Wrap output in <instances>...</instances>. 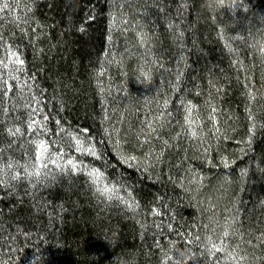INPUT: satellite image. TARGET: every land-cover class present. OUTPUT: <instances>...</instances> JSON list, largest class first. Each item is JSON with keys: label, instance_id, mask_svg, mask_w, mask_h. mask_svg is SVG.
I'll list each match as a JSON object with an SVG mask.
<instances>
[{"label": "trees", "instance_id": "trees-1", "mask_svg": "<svg viewBox=\"0 0 264 264\" xmlns=\"http://www.w3.org/2000/svg\"><path fill=\"white\" fill-rule=\"evenodd\" d=\"M0 264H264V0H0Z\"/></svg>", "mask_w": 264, "mask_h": 264}, {"label": "snow or ice", "instance_id": "snow-or-ice-1", "mask_svg": "<svg viewBox=\"0 0 264 264\" xmlns=\"http://www.w3.org/2000/svg\"><path fill=\"white\" fill-rule=\"evenodd\" d=\"M4 7L7 8L8 5L5 4ZM13 55H15V53H13ZM16 62H17V63H21V64L23 63V61H20L18 57H17V61H16ZM16 131H19V129H17ZM38 147L41 148V149H45V150H46V148H45V144H44L43 141H41V142L39 143ZM93 154H95L94 151H93ZM69 163H71V161H69ZM73 168H75V165H73ZM90 175H94V176H96L97 178H99V175H100V174H99L98 172H93V173H90ZM103 191L108 192L109 189L105 188ZM225 235H227V233H225Z\"/></svg>", "mask_w": 264, "mask_h": 264}, {"label": "clouds", "instance_id": "clouds-1", "mask_svg": "<svg viewBox=\"0 0 264 264\" xmlns=\"http://www.w3.org/2000/svg\"><path fill=\"white\" fill-rule=\"evenodd\" d=\"M220 3L223 4L224 0H220ZM232 5L234 6L236 3V0H231ZM245 11H247V8L245 9Z\"/></svg>", "mask_w": 264, "mask_h": 264}]
</instances>
